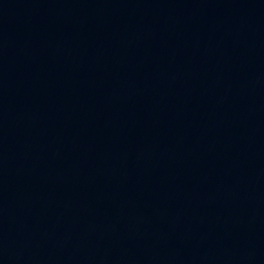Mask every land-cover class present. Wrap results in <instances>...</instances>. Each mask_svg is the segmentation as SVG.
<instances>
[{
  "label": "water",
  "instance_id": "1",
  "mask_svg": "<svg viewBox=\"0 0 264 264\" xmlns=\"http://www.w3.org/2000/svg\"><path fill=\"white\" fill-rule=\"evenodd\" d=\"M0 264H264V0H0Z\"/></svg>",
  "mask_w": 264,
  "mask_h": 264
}]
</instances>
